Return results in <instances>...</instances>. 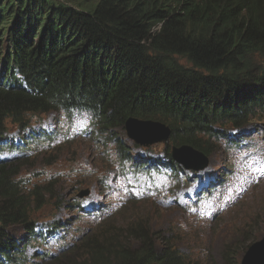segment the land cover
I'll list each match as a JSON object with an SVG mask.
<instances>
[{"label": "trees", "instance_id": "1", "mask_svg": "<svg viewBox=\"0 0 264 264\" xmlns=\"http://www.w3.org/2000/svg\"><path fill=\"white\" fill-rule=\"evenodd\" d=\"M261 103L264 0H0L3 145H33L42 115L81 109L114 146L129 118L167 124L162 154L176 167L173 146L209 156L206 141L218 138L217 128H239ZM118 156L130 160L122 147ZM16 168L0 162V263L32 264L23 237L12 236L17 225L31 241L38 236L31 201L11 181ZM122 170L149 168L138 162ZM87 251L89 264H198L148 238L136 250L120 249L113 262L95 241ZM41 256L34 264H45ZM223 264L238 262L228 254Z\"/></svg>", "mask_w": 264, "mask_h": 264}, {"label": "rangeland", "instance_id": "2", "mask_svg": "<svg viewBox=\"0 0 264 264\" xmlns=\"http://www.w3.org/2000/svg\"><path fill=\"white\" fill-rule=\"evenodd\" d=\"M71 118H42L49 126L60 123L59 126L64 127L62 130L70 131L72 139L68 142L61 139L57 149L29 159L18 170L24 181H29L24 187H35L40 194L39 203L32 202V220L36 223L66 221L71 224L66 229L71 232L66 241L78 237L70 250L58 255L56 260L59 262L65 258L78 264H89L87 243L91 239L113 262L114 255L120 249H136L143 239L148 238L163 243L173 241L177 249L200 264H221V255L225 251L239 254L251 237L264 232V181L239 192L244 186L240 178L241 166L253 155L264 157V133L256 135L264 131V113L258 119H247L237 133L240 137H253L251 143L254 145L250 150L233 151L226 148L223 141L208 142L212 155L205 168L221 173L219 180H222L225 179L227 167L231 169L230 163H233V174L224 181V192L220 196L231 190L236 195L234 203L225 213L208 220L195 217L176 201L178 191L187 190L185 184L184 188H178L174 182H169L162 192L149 201L133 200L127 194L130 175L122 172V165L116 156L118 149H125L131 162L138 163V154L147 158H158L156 154H160L162 158V146L155 144L147 150L137 149L127 143L128 139L122 135H118L120 142L115 146L107 145L95 135L77 137L72 132ZM228 129L229 126H226V133ZM158 182H164L163 178ZM105 183L108 190L103 188ZM85 191L88 196L82 199L85 200L84 204L104 206L106 212L103 216L81 217L78 208L81 199L78 195ZM15 230L18 234L22 233L18 226ZM51 252L57 254L55 250ZM54 261L47 259L45 264Z\"/></svg>", "mask_w": 264, "mask_h": 264}, {"label": "water", "instance_id": "3", "mask_svg": "<svg viewBox=\"0 0 264 264\" xmlns=\"http://www.w3.org/2000/svg\"><path fill=\"white\" fill-rule=\"evenodd\" d=\"M125 131L130 139L135 140L141 146L163 143L170 136V131L165 126L136 119L126 121ZM174 154L175 158L188 169H200L205 164V159L190 148L175 149ZM243 264H264V239L248 249Z\"/></svg>", "mask_w": 264, "mask_h": 264}, {"label": "bare ground", "instance_id": "4", "mask_svg": "<svg viewBox=\"0 0 264 264\" xmlns=\"http://www.w3.org/2000/svg\"><path fill=\"white\" fill-rule=\"evenodd\" d=\"M55 206V205H54ZM55 208H56V206H55ZM16 235H18L17 233L16 234H12V236H16ZM31 239H28V242L30 241ZM23 243V242H22ZM57 255V254H56ZM36 257H37V259H39V255L37 256L36 255ZM28 257H26V259H27ZM9 264H16V262L13 260V261H11V262H9Z\"/></svg>", "mask_w": 264, "mask_h": 264}]
</instances>
